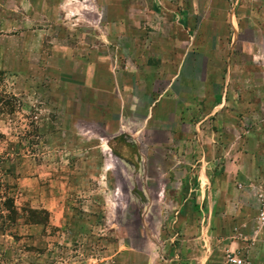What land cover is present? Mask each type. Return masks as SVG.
<instances>
[{
    "label": "rangeland",
    "instance_id": "obj_1",
    "mask_svg": "<svg viewBox=\"0 0 264 264\" xmlns=\"http://www.w3.org/2000/svg\"><path fill=\"white\" fill-rule=\"evenodd\" d=\"M263 204L264 0H0V264H264Z\"/></svg>",
    "mask_w": 264,
    "mask_h": 264
},
{
    "label": "crops",
    "instance_id": "obj_2",
    "mask_svg": "<svg viewBox=\"0 0 264 264\" xmlns=\"http://www.w3.org/2000/svg\"><path fill=\"white\" fill-rule=\"evenodd\" d=\"M165 22H167L166 20H164ZM170 24H171V22H170ZM183 26H187V23H186V21L185 22H183ZM176 28V27H175ZM171 27L168 25V30H167V33L169 34V33H171ZM179 38V37H178ZM160 39V40H159ZM159 39H156V43H153V46H149L148 45V49L147 50H149V48L151 47L152 49H155V50H157L158 51V49H160V48H164L165 50H167L166 51V53L168 54V55H170L171 56V61H175L174 63V68H177V64L178 63H180L181 62V58H182V61H183V64H184V71H183V75L185 76V81H184V78L183 77H181L180 75H179V79L177 80V82H183V84H188L189 85V87H190V85H191V82H193L192 81V78H193V76H192V74H191V72L188 74L187 72H186V70H187V65H188V62H190V69H193L194 67H195V64H194V62H193V60H192V55L194 54V55H196V53H193L189 48H188V44H189V42L187 41V40H184V39H177V40H174V38H171L169 41H164V39H166L165 38V36H162V37H160ZM176 39V38H175ZM179 45V48H177V46ZM175 49L174 50V52L173 53H171V50H168V49ZM133 49H132V47H131V51H132ZM193 55V56H194ZM199 55H201L200 53H199ZM204 57V55H201V57ZM205 58V57H204ZM131 64H132V66H134L133 64L134 63H132L131 62ZM173 65V64H172ZM171 65V66H172ZM179 66V65H178ZM146 68L147 69H150L149 71H148V74L149 75H154V74H160V73H158V71H159V66H158V62L156 61L155 63H148L147 65H146ZM157 69V71H155V73H152L153 72V70H151V69ZM174 68H169V69H171L172 71H170L169 72V70H168V72L166 73V74H173V70H174ZM175 70H177V69H175ZM186 74L190 77V79L188 80V78H187V76H186ZM155 77L156 76H154V79H155ZM178 77V76H177ZM176 81H175V83H172V80L171 79H169V80H167V83L169 84L170 83V88H171V85H173V84H176L177 83ZM166 83V84H167ZM182 84V85H183ZM201 196V198H202V195H200ZM196 198H198V197H196ZM198 200H199V198H198ZM201 202V201H200ZM199 201H197V200H195L194 202H193V204H196V203H200Z\"/></svg>",
    "mask_w": 264,
    "mask_h": 264
},
{
    "label": "trees",
    "instance_id": "obj_3",
    "mask_svg": "<svg viewBox=\"0 0 264 264\" xmlns=\"http://www.w3.org/2000/svg\"><path fill=\"white\" fill-rule=\"evenodd\" d=\"M116 155H118V154L116 153ZM4 203L7 204L6 209H7L10 213L15 214L16 211H15V209L13 208L12 200L9 199V198H5ZM33 212H34V211H30V214H32ZM29 221L32 222V223L37 222L35 219L32 220L31 218H29Z\"/></svg>",
    "mask_w": 264,
    "mask_h": 264
},
{
    "label": "built area",
    "instance_id": "obj_4",
    "mask_svg": "<svg viewBox=\"0 0 264 264\" xmlns=\"http://www.w3.org/2000/svg\"><path fill=\"white\" fill-rule=\"evenodd\" d=\"M260 218H263L264 219V204H263V209L261 211V214H260ZM228 264H243V260L241 258H238V257H229L227 259Z\"/></svg>",
    "mask_w": 264,
    "mask_h": 264
}]
</instances>
